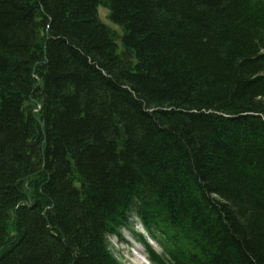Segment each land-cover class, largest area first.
Instances as JSON below:
<instances>
[{"label": "trees", "instance_id": "trees-1", "mask_svg": "<svg viewBox=\"0 0 264 264\" xmlns=\"http://www.w3.org/2000/svg\"><path fill=\"white\" fill-rule=\"evenodd\" d=\"M133 216L264 264V0H0V264H120Z\"/></svg>", "mask_w": 264, "mask_h": 264}, {"label": "rangeland", "instance_id": "rangeland-1", "mask_svg": "<svg viewBox=\"0 0 264 264\" xmlns=\"http://www.w3.org/2000/svg\"><path fill=\"white\" fill-rule=\"evenodd\" d=\"M98 16L103 25L109 27L112 30H117V27L111 24L107 20L106 11L104 9L102 8L98 9ZM131 221H132V226H134L137 229V232L143 233L145 240L148 242L149 245H151L152 249L160 254L161 250L159 246L153 241V239L148 235V233L145 232L144 229L138 224L136 218L133 217ZM122 237L130 239L126 231L122 232ZM107 241L109 244L110 252L113 254V256L120 264H148L146 261L141 260V258L145 259V252L143 250V247L140 246L139 244H137L136 248L128 247L129 249H126L124 245L123 246L117 245L113 237H109Z\"/></svg>", "mask_w": 264, "mask_h": 264}, {"label": "bare ground", "instance_id": "bare-ground-1", "mask_svg": "<svg viewBox=\"0 0 264 264\" xmlns=\"http://www.w3.org/2000/svg\"><path fill=\"white\" fill-rule=\"evenodd\" d=\"M139 259H140V258H139ZM141 260H142V261H146L145 259H142V258H141ZM146 262H147V261H146Z\"/></svg>", "mask_w": 264, "mask_h": 264}]
</instances>
